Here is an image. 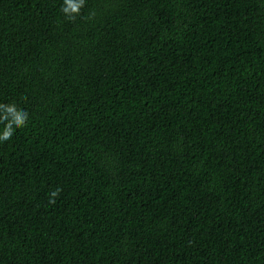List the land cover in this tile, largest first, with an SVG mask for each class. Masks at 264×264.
<instances>
[{"label":"trees","instance_id":"16d2710c","mask_svg":"<svg viewBox=\"0 0 264 264\" xmlns=\"http://www.w3.org/2000/svg\"><path fill=\"white\" fill-rule=\"evenodd\" d=\"M77 4L0 0V264H264V0Z\"/></svg>","mask_w":264,"mask_h":264},{"label":"clouds","instance_id":"9594fccd","mask_svg":"<svg viewBox=\"0 0 264 264\" xmlns=\"http://www.w3.org/2000/svg\"><path fill=\"white\" fill-rule=\"evenodd\" d=\"M67 2V0H66ZM84 4V0H79V4L72 5V11L78 12L79 8L82 7ZM64 12H67L68 9L64 8ZM11 115L13 116V122L11 125H6V127L3 130H0V142H6L10 141L14 134V128H22L25 125V122L27 120L28 114L27 112H21L19 115L16 114L15 109H11ZM14 125V127H13ZM53 196L56 195V193H52Z\"/></svg>","mask_w":264,"mask_h":264}]
</instances>
